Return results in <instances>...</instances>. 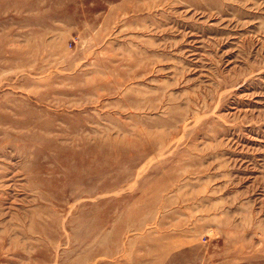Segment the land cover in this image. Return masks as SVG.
I'll use <instances>...</instances> for the list:
<instances>
[{
	"label": "rangeland",
	"instance_id": "374dc122",
	"mask_svg": "<svg viewBox=\"0 0 264 264\" xmlns=\"http://www.w3.org/2000/svg\"><path fill=\"white\" fill-rule=\"evenodd\" d=\"M0 116V264H264V0H0Z\"/></svg>",
	"mask_w": 264,
	"mask_h": 264
},
{
	"label": "bare ground",
	"instance_id": "6f19581e",
	"mask_svg": "<svg viewBox=\"0 0 264 264\" xmlns=\"http://www.w3.org/2000/svg\"><path fill=\"white\" fill-rule=\"evenodd\" d=\"M39 101H42V95L40 96V98L38 99ZM2 121H5V119H1V116H0V122H2ZM14 121V122H13ZM13 121H11V122H13V123H15V124H22V125H24V126H28V125H36L35 124V122H34V120L31 118V116L30 117H27L26 119H24V120H13ZM50 128V126L48 125L47 126V129H49Z\"/></svg>",
	"mask_w": 264,
	"mask_h": 264
}]
</instances>
